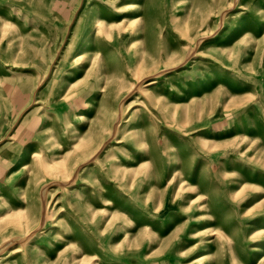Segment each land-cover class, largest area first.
Segmentation results:
<instances>
[{
    "label": "rangeland",
    "instance_id": "374dc122",
    "mask_svg": "<svg viewBox=\"0 0 264 264\" xmlns=\"http://www.w3.org/2000/svg\"><path fill=\"white\" fill-rule=\"evenodd\" d=\"M0 264H264V0H0Z\"/></svg>",
    "mask_w": 264,
    "mask_h": 264
},
{
    "label": "bare ground",
    "instance_id": "6f19581e",
    "mask_svg": "<svg viewBox=\"0 0 264 264\" xmlns=\"http://www.w3.org/2000/svg\"><path fill=\"white\" fill-rule=\"evenodd\" d=\"M139 9V5L138 4H133V6H130V4H128L126 7H125V9L124 10H121V11H130V10H138ZM123 13V12H122ZM122 22L125 24V23H127V17H124L123 19H122ZM85 53V52H84ZM83 56H80V57H78L76 60H79V59H81ZM113 67L114 68H119V66H117V65H115V64H113ZM141 83V82H140ZM137 88V87H136Z\"/></svg>",
    "mask_w": 264,
    "mask_h": 264
}]
</instances>
